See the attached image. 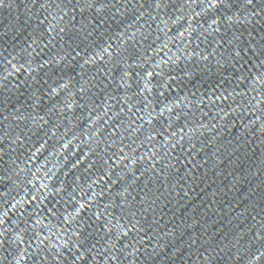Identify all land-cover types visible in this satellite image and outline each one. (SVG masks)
<instances>
[{"label": "water", "instance_id": "water-1", "mask_svg": "<svg viewBox=\"0 0 264 264\" xmlns=\"http://www.w3.org/2000/svg\"><path fill=\"white\" fill-rule=\"evenodd\" d=\"M264 26V0H0V148Z\"/></svg>", "mask_w": 264, "mask_h": 264}]
</instances>
